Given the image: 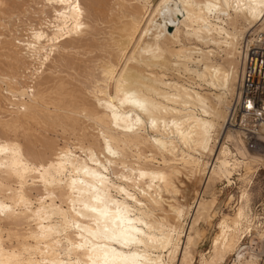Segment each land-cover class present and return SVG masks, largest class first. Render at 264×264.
<instances>
[{
	"label": "bare ground",
	"instance_id": "obj_1",
	"mask_svg": "<svg viewBox=\"0 0 264 264\" xmlns=\"http://www.w3.org/2000/svg\"><path fill=\"white\" fill-rule=\"evenodd\" d=\"M153 1L35 0L25 34L0 35V264H196L217 184L264 168L231 121L264 0ZM109 17L117 41L99 30ZM204 179L208 199L194 198ZM250 203L246 188L198 264H264Z\"/></svg>",
	"mask_w": 264,
	"mask_h": 264
},
{
	"label": "rangeland",
	"instance_id": "obj_2",
	"mask_svg": "<svg viewBox=\"0 0 264 264\" xmlns=\"http://www.w3.org/2000/svg\"><path fill=\"white\" fill-rule=\"evenodd\" d=\"M32 1H35V0H31V1H29V0H1L0 1V25H1V22H4V23L6 22L5 24L8 25V29H6V30L2 29V27L0 26V35H4L5 37L9 35L8 37L11 40V38H13V37L14 38L15 37H21V36H23V34H25L24 33V29H26V27H25L26 22L29 23V22H32V21L33 22L36 21L34 16L28 14L29 12L31 13V8L35 9V11H36V9H38L37 5L34 2H32ZM37 1L38 0H36V2ZM157 2H158V0H154L153 1V5H156ZM29 7H31V8L28 9ZM19 10H21V11H19ZM25 10L27 12L23 14V12ZM15 12L18 14V16H16L17 14ZM21 12H22V14H21ZM10 13H11V15H10ZM103 17H105V16H101V19ZM110 19H111L110 17H109V19L105 18L104 24H100V25H102L104 30H103V28L100 25H99L100 26L99 30L102 29V31H104L106 33H112V37L111 38L117 37L118 38V39L116 38V41H117V40L120 39V36H121L120 33H117V31L114 30V29H110V28L107 29V27H111V25H112V24L107 23V22L111 21ZM145 21H146V16L143 18L141 26L144 25ZM16 30H19V32L16 33ZM111 30L116 32L117 34L114 33V32H111ZM10 34H12V36ZM115 35H117V36H115ZM4 36H1L0 40H3L5 38ZM109 37H110V35H109ZM11 47L12 46H10V48ZM13 49H15V48H13ZM2 52H4V51H2ZM1 53H0V59H1L0 61H2V62H0V68L2 69V67H4V65L7 66V62H6V58L1 56ZM80 55L81 56H77V58H81L83 60V57L85 56L84 52L81 51ZM90 56H89V58H91L93 55L91 57ZM84 58L88 59V56H85ZM2 63H3V65H2ZM67 70H69V69H67ZM67 70L63 69L62 70L63 74H61L60 76H62V77L66 76V78L71 79L70 77L72 75L69 74L71 70H69L68 73H67ZM156 72H159V71H156ZM66 73L69 74L70 77L67 76ZM71 74H75V76H76V73H74L73 71H71ZM166 75H167V77L169 79H171V78L174 77V75L176 76L177 74L176 73L174 74V72L171 70L168 73L166 72ZM75 76H72V77H75ZM74 83H76V82H74ZM4 105L7 107V103L6 102H4ZM45 136H46V138H47V136H48V138L50 137L51 141H53V140H54V142L56 141V143L60 147H63V145L65 143L64 140H68L67 139L68 136H66V137L64 136L63 137L61 135V133H59L58 135H54V134L49 133L47 135H43L42 136L43 138H41V136H40V139H42V141L43 140L46 141L48 138L45 140L44 139ZM246 141H248V143H247L248 151L252 155L264 156V142H263L264 140L262 138L257 137L256 139H252L250 136L247 135L246 136ZM70 142H73V141L70 140ZM118 169L119 168H117L116 170L117 171L120 170V172H122L121 169H119V170ZM243 170H241L240 172H237L238 174L236 173L234 175V177L232 179V183L230 185L227 182H222V183H218L217 184L218 186H216V188H218L222 192V195L219 197V204H218V207H217V215L218 216H217L216 221L213 223V227L212 226L206 227V230H207L206 238H205L206 240H204V242L201 244V249L198 251V254H196V256H195L196 264L199 263V261L201 259L200 256L202 254H206L207 252H209L210 246H211V243H210L211 239L213 238V236L217 232V222L221 219L222 214L233 215V213L237 209L236 207H237L238 201H239V199H240V197L242 195V191L244 189L247 188L249 190V197H250V200H251V203H250L249 207H250L251 211L253 212V214L259 219V221L257 220L256 222H254V224H255L254 226H259L260 227L262 222L263 223H262L261 227L264 226L263 225L264 224V168L263 167H255L254 169H243ZM119 175H117V176H119ZM186 176H187V174L186 175L184 174L183 177L179 178V183L180 184L176 182L177 183L176 186H178L180 188V190H182V191L187 190V188L191 187V185L194 183L193 179L189 181L190 177H186ZM112 178L115 179V177H112ZM242 179H246V180L243 181ZM199 181L200 182H197V184H196L198 193H196V195L194 194V198L198 197V199L199 198L200 199L203 198L204 200H207L208 199L207 195L204 193V192H206V187H205L206 186V182H205L206 179L199 180ZM249 181H252L251 185L249 184ZM180 185H181V187H180ZM37 192L38 191L34 192L33 195L36 196ZM40 194H41V192H40ZM190 194H191L190 196L192 197L193 196L192 195L193 192H191ZM37 195H39V194H37ZM190 196L188 198H190ZM170 197L171 196H167V195L164 196L165 199H169ZM192 206H193V209H191V211H190V213H191L190 217L188 218V220L185 221L187 223V226H186V229H185L184 236L186 235V233L189 234L191 227H188V226H189V223H190L193 215L196 212L195 211L196 204L192 205ZM220 207H221V209H220ZM260 219H261V221H260ZM254 232L255 231L253 229V233ZM182 240L184 241L185 238H182ZM241 246H244V247L247 246V248L250 251L253 250V247H256V246H252L250 238H249V235L247 233L245 235H243L242 238H241ZM259 249H262L261 246H259ZM234 259H235V257L229 258L228 261H227V264H232Z\"/></svg>",
	"mask_w": 264,
	"mask_h": 264
},
{
	"label": "built area",
	"instance_id": "obj_3",
	"mask_svg": "<svg viewBox=\"0 0 264 264\" xmlns=\"http://www.w3.org/2000/svg\"><path fill=\"white\" fill-rule=\"evenodd\" d=\"M248 38L252 39V42L243 49L245 71L241 81V101L234 107L236 116L232 115L231 121L252 139H256L259 137L257 125L258 117L261 115L259 110L260 108L264 110V31L252 34ZM242 114L247 115L248 119L242 121Z\"/></svg>",
	"mask_w": 264,
	"mask_h": 264
},
{
	"label": "snow or ice",
	"instance_id": "obj_4",
	"mask_svg": "<svg viewBox=\"0 0 264 264\" xmlns=\"http://www.w3.org/2000/svg\"><path fill=\"white\" fill-rule=\"evenodd\" d=\"M93 211H95V209H93Z\"/></svg>",
	"mask_w": 264,
	"mask_h": 264
}]
</instances>
